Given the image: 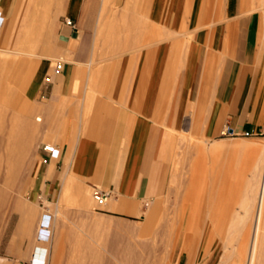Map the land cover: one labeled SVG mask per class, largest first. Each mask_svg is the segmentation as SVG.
I'll list each match as a JSON object with an SVG mask.
<instances>
[{
	"label": "crops",
	"instance_id": "obj_1",
	"mask_svg": "<svg viewBox=\"0 0 264 264\" xmlns=\"http://www.w3.org/2000/svg\"><path fill=\"white\" fill-rule=\"evenodd\" d=\"M256 10L255 0H0V151L17 153L20 170L32 148L33 188L57 204L70 192L79 210L61 217L77 220L80 244L166 194L178 138L264 130ZM7 90L18 96L8 134ZM41 144L54 151L44 162ZM91 191L110 194L105 208L88 209ZM38 229L31 256L37 247L46 264L58 234L37 245Z\"/></svg>",
	"mask_w": 264,
	"mask_h": 264
},
{
	"label": "rangeland",
	"instance_id": "obj_2",
	"mask_svg": "<svg viewBox=\"0 0 264 264\" xmlns=\"http://www.w3.org/2000/svg\"><path fill=\"white\" fill-rule=\"evenodd\" d=\"M259 3L260 4L258 7V0H255V7L257 9L256 13L259 14L261 19V27H260L261 33L259 39V46L261 49H264V2L263 0L262 1L259 0ZM5 86L12 88L13 84L12 83L5 84ZM5 92L6 94L11 93L12 98L10 100V103H13L12 106L6 107L7 113L5 116V128L7 131L6 133L8 134L10 120L12 119L13 114L17 112V107L14 105L17 103L18 96H17V92H14L13 90H9V91L7 90ZM224 138L225 141L240 139V140L252 142L256 140H263L264 130L261 133H258L257 135L251 137L238 136L235 138H230V137H224ZM22 141L24 143L26 142L24 139H22ZM188 144L190 145L200 144L203 147V148L201 147V150L204 149L202 151L203 153H205V155L203 154L204 156L202 155L201 157L206 158L204 164L206 165L207 163L206 168H210L211 156L208 153H209V148L213 144V140H199L191 137L178 138L175 141V146L177 148L176 150H178L179 152V155L174 156V160L171 164L170 181L166 194L164 196L158 197L156 200L152 202L143 203V205L141 206V211L137 214L135 218L123 219L120 229L117 228L118 225L116 223L115 225L116 229L123 230V238L125 239L126 242H130L131 244H135V243L138 244L141 242H145L148 245L147 251L151 254V256L149 260H147V262H144L145 264H242V262H237V261L232 262L231 260L229 262H225L221 258V255L224 251L223 246L224 243H226L225 242L226 240L224 238L227 237V240H229L230 245L231 244L236 245L237 241L239 245L241 244L242 235L236 233V231L238 230V226L236 227L231 224L232 221L233 222L238 221L235 213L237 211L236 208L239 206V204L238 201L236 200L240 199L241 194L235 193L232 197V199L234 200L233 203L226 202L224 204L227 207V212L222 218L220 217L221 218L220 220L223 223L217 228H214L213 225L209 222V219L207 216H205L204 211L202 212L197 211V213L196 210L193 211L192 208L194 204L192 202V199H194V197L192 198L189 195V197L187 196V198H185L186 197L185 192L187 187L186 184L193 181L196 183H199V181L206 183L207 184L206 188L204 187L203 189L206 190L202 193L204 194L202 195V198L215 199L216 194L209 195L208 191H210L211 189L224 190L225 189L224 184L225 183L228 184V182L230 181V177L225 178L223 176V177H217L215 179L213 177H210V175L211 174L213 175V173H210V171L208 170V172H206L207 178L203 179V181L202 179L198 180L199 178L197 179L190 178L191 174H196L193 172L192 170L193 166L191 165L193 161L196 159V155L193 154L194 148L189 147ZM48 147L49 146L47 145L41 144V148L39 149V152L37 154V156L43 162L48 157L54 155L53 150H50L51 152L50 155L42 153L44 152V150L45 152L49 150L47 149ZM254 155H255L254 152H249L248 155L234 154V158L238 159V162H241L240 165L242 164L243 167L245 166L247 168L251 166ZM221 157L223 158V160H225L226 156L223 155ZM248 160L251 162L250 165H249L250 162ZM32 167H33V149L31 148L27 150V152L25 153L24 160L21 163V169L18 171L17 176L13 179H10L8 183H10L9 190L12 189L10 190L12 196L16 191H18L20 197L27 200L30 203V205H32L33 208L40 213L39 215L42 216L43 221L40 222L38 221L37 223L39 228L37 245H41L48 243L51 240V238L55 236L54 233L55 228L53 227L54 226L53 222L55 220V217L57 218L56 215L58 214L56 211H54L56 207L61 206L59 215H63L62 214L63 211L69 212V211L79 210V207L73 204L72 202H69V200L71 199L70 192H68L66 195L67 199L65 201H60L59 204H57V202L54 199L47 200V198L43 195V193L39 192L37 188H33V186L31 185L35 175V171L32 170ZM212 181L214 183H212ZM235 181L237 185L234 187V190L240 192L242 189L246 188L248 182L247 178L242 177L235 179ZM211 183L214 184L215 186L214 188L211 187L212 186ZM96 193L97 192L94 191L90 192V201L93 204H90V206L88 207L89 210L105 208V204L110 201V199H108V201L105 202L104 204H99L94 197ZM219 197H220L219 195H216V199H218ZM184 199L185 200L188 199V202H184ZM205 204L206 202L205 203L203 202L201 203V206L204 207ZM230 204L232 206V213L230 212L229 209ZM191 209L192 211H190ZM189 211L190 213L191 212L192 213L190 214ZM55 212L57 214H55ZM150 213H153L154 220L152 224L148 223L149 227L147 231H145L144 228H146L148 216L151 215ZM194 213H196V215H194ZM9 214L11 215L9 216ZM203 216L207 218L205 219ZM189 217L191 219H189ZM239 217H242V214H239ZM48 220H50V225L47 224ZM18 221L19 219L16 212L9 210L8 212L6 211L4 213L3 211H0V234H1L0 257L7 258L9 261L7 263L9 264L11 263L12 264H42L43 260L39 262L37 261V256H36V252L38 251L37 247L35 248L32 256L30 253H28L27 250L28 242L30 243V240L33 242L34 234L32 236V239L25 237V239H23L21 242L19 241L20 239L17 236ZM64 221L66 223V226L72 230L71 233L73 234H76L75 232L81 233L80 232L81 229H78L77 227H74L72 225V222H75L77 220L64 219ZM174 221L175 223H172ZM191 224L193 225V227H191ZM106 229H110V227H105V230ZM244 229L248 230L249 228L246 226L244 227ZM189 230L190 231L206 230L205 233L206 235L202 240H200L199 238V240L197 241V236H202V234L199 235L191 234L188 236L183 233L184 231H189ZM214 230H218L220 233L213 235L210 234ZM158 231H160L161 234L155 233ZM176 231H180L181 234H174L173 232ZM82 236L85 240L89 241V243L88 242L87 243L94 249V252L96 254L102 253L100 242H96L92 234H89L88 238L86 235H82ZM236 236H239L238 240H236L237 239ZM14 237L17 239V242H15L14 245H10L9 241ZM232 239L233 242H231ZM222 240L224 241L222 242ZM25 241H27V244L24 246ZM235 241L236 243H234ZM62 248H63L62 252H60L61 254L55 262L85 261V259L84 260L78 258L76 259L73 256L74 255L73 244L71 243L63 244ZM103 253L107 254L106 251H103ZM48 255H52V246L50 245H49ZM106 260L107 262H117L116 260H112V258L111 259L108 258ZM48 262H46V264H48ZM91 262H94V259L91 260ZM259 264H264V255Z\"/></svg>",
	"mask_w": 264,
	"mask_h": 264
},
{
	"label": "bare ground",
	"instance_id": "obj_3",
	"mask_svg": "<svg viewBox=\"0 0 264 264\" xmlns=\"http://www.w3.org/2000/svg\"><path fill=\"white\" fill-rule=\"evenodd\" d=\"M188 145L196 148L197 150L196 159L193 161L192 168L196 174L198 173L199 175L198 180L202 179L203 181V179H206L207 178L206 172H208L209 170L210 173H213V175L211 174L210 177H213L215 179L217 177H223V176L225 178L230 177V181L228 182V184L227 183L224 184L225 186L224 190L211 189L210 191H208L209 195H212V194L219 195L220 197L218 199H216V195H215V199L214 198L213 199L202 198V195H204L202 193L206 190V189L205 190L203 189L204 187L206 188L207 184L200 182V181L199 183H196L194 181L190 182L189 187L187 189L188 191L185 192L186 197L185 195L184 197L187 198V196L189 197V195L192 198L194 197V199H192V202L194 204V206L192 204L193 211L196 210V213L197 211L198 212L204 211V214L205 216L208 217L209 222L213 225L214 228H217L218 226L222 225L223 222L220 219L227 212V207L224 204L226 202L233 203L234 201L232 199L233 195L235 193L237 194L240 193L241 194L240 199L236 200L238 201L239 206L236 208L237 211L235 213L238 221L237 222L232 221L231 224L236 227L238 226V230L236 231V233H238L239 235H242L241 244L239 245L238 241L237 243L235 241L234 243H236V245L234 244L230 245L229 240H227V237L224 238L226 240L225 241L226 243H224V246H223L224 251L221 255V258L225 262H229L231 260L232 262H235V261L242 262V264L243 263L244 264H259L264 255V139L256 140L252 142L240 140V139L232 140V141L218 140L216 142H213V144L211 145V148L209 149L210 151L209 153H211L210 168H206L207 163L206 165L204 164V162L206 161L205 160L206 158L202 157L201 159V156L204 154L203 151L201 155L199 154V151L201 152L199 148H201L202 146L200 144H196V145L188 144ZM11 148H15L14 143H11ZM244 150H249L248 152H254L255 154L253 157L252 164L249 161L250 158L252 157L249 158L248 161L250 162L249 165L251 164V166L247 168L245 166L243 167L242 164L240 165L241 162H238V159H235L233 155V153L241 152ZM227 152L228 154H232L233 156L230 155V157L228 156L229 157L228 160L226 159L223 160L221 156H223L222 154L227 153ZM225 158H227V156ZM18 159H19V155L17 153L11 152L9 154L7 153L4 154L3 152L0 151V211H3L5 213L6 211L8 212L9 210H11L17 213L18 219H19L18 228H17L18 229L17 236L20 239L19 241L21 242L23 239H25V237L32 239L33 234L35 235V232L38 227L37 223L40 220V215H39L40 213L36 209H34L33 206L30 205V203L27 200H25L24 198H21L18 191H16L13 194V196L10 193V190L12 189L9 190L10 183L8 182L10 179L15 178L18 174V171H19L18 164H17ZM221 162H222V165H221ZM3 164L5 165L3 166ZM208 167H209V164H208ZM242 177L247 178L248 182H247L246 188L238 192L234 190V187L237 185L235 179L242 178ZM213 181L212 183H214ZM212 183H211L212 185L211 187L214 188L215 186ZM184 202H188V199L186 200L184 199ZM203 202L204 203L206 202L204 207L201 206V203ZM60 207L61 206H57L56 209L54 207L55 209L54 211H56L58 214L55 212V214H57L56 215L57 218L55 217V220H54L55 227L54 226L53 227L56 228L55 232L56 234H58V241L54 240L55 243L54 245H52V255L49 256L48 264H145L144 262H147V260H149L151 254L147 251L148 245L145 242H141L138 244L137 243L131 244L130 242H126L125 239L123 238V230H118L116 228H112L111 230L104 229V230H101V232L98 231L96 228L97 233L100 232V234L99 233L97 234L96 231L94 232L98 235V240L102 248V253L96 254L94 252V249L88 243H85V244L79 243L78 238H82V237H79L80 235L77 236V234L71 233V230L69 229L64 230V225L66 224L64 219L66 217L64 216L65 218L64 217L62 218L61 216L63 215H59ZM192 209L190 211H192ZM229 209H230V212L232 213L231 204H230ZM196 213H194V215H196ZM150 214L151 215H149L147 219L146 228H144L145 231H147L149 227L148 223L152 224L154 220L153 213H150ZM239 214H242V217H239ZM10 215L11 214H9V216ZM182 217H183V214H182ZM207 217H204V218L206 219ZM95 218L97 217H94V219ZM81 219L83 218L81 217L80 220ZM99 219L100 218H97L96 221H98ZM189 219L191 218L189 217ZM82 221L83 223L81 222V224H84L85 220H82ZM92 221L90 222L93 224V222L95 221L93 222ZM99 221H101V219ZM102 222L103 221L99 222L100 223L99 226L101 224H104ZM172 223H175V221ZM246 226L249 228L248 230L244 229V227ZM191 227H193L192 224H191ZM160 231L155 232V233H160ZM90 233H91L90 231L88 233L86 232V234H90ZM173 233L181 234L180 231H176ZM183 233L188 236L191 234H197V235L202 234V236H197V241H198L199 238L200 240H202L205 237L206 230L204 231H199V230L190 231L189 230V231H184ZM218 233H220L218 230H214L210 234L213 235V234H218ZM92 235L94 236V234ZM236 237L235 239L238 240L239 236H236ZM63 239H65L66 241L74 240L75 244L73 245L74 246L73 256L76 259L77 258L82 259V260L85 259V261L83 262H55L59 258L61 254L60 252H62ZM223 241L224 240H222V242ZM9 242H10V245H14V243L17 242V239L14 237ZM231 242H233V239ZM81 243H83V241ZM32 249H33V244H32V241L30 240V243L28 242V246H27L28 253L32 254ZM103 251H106L107 254L103 253ZM108 258L110 259L112 258V260H116L117 262H107L106 259ZM93 259H94V262H91V260ZM7 262H9L7 258L0 257V264H9Z\"/></svg>",
	"mask_w": 264,
	"mask_h": 264
},
{
	"label": "built area",
	"instance_id": "obj_4",
	"mask_svg": "<svg viewBox=\"0 0 264 264\" xmlns=\"http://www.w3.org/2000/svg\"><path fill=\"white\" fill-rule=\"evenodd\" d=\"M61 65H56L57 70L60 69ZM258 132H247V131H237L234 130L232 127L226 125L222 128V130L220 131V136L221 137H230V138H235L238 136L241 137H251L254 135H257ZM95 199L97 200V202L99 204H104L105 202H107V200L110 197V194L108 192L106 193H96L94 195Z\"/></svg>",
	"mask_w": 264,
	"mask_h": 264
}]
</instances>
